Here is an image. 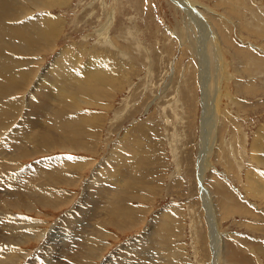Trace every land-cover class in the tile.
I'll list each match as a JSON object with an SVG mask.
<instances>
[{"label": "rangeland", "instance_id": "obj_1", "mask_svg": "<svg viewBox=\"0 0 264 264\" xmlns=\"http://www.w3.org/2000/svg\"><path fill=\"white\" fill-rule=\"evenodd\" d=\"M5 2L9 12L0 26L10 33L22 31L30 19H38L45 31L50 20L59 22L52 44L42 45L39 33L29 41L33 52H3L16 62V76L23 68L30 74L14 85L20 91L0 97V111L10 104L13 120L5 136L24 118L40 74L56 62L85 78L65 92L64 105H78L76 109L63 110L64 120L55 126L39 124L26 132V147L19 143L27 150L19 160L20 171L48 163L43 178L41 171L35 172L24 185L44 188L50 200L43 205L39 194L19 196L22 184H14L16 193L0 186V263L129 264L138 251L136 257L146 264H212L215 259L216 264H236L213 255L214 216L225 243L236 245L252 264H264V252L258 249L264 246V0ZM31 7L35 10L16 16ZM94 71L104 78L99 89L92 87L99 81L89 77ZM6 74L0 68V79ZM20 80L16 78V84ZM53 103L61 110L56 100ZM59 136L64 141L76 136L65 146L77 148L49 145L60 141ZM44 145L49 148H41ZM59 156L64 162L55 169L50 160ZM109 169L117 170L113 189ZM55 176L58 182H53ZM214 176L253 213L231 206L229 200L227 209L211 203L213 208H208L202 185L213 187ZM98 186L110 190L90 193ZM98 198L101 204L86 215ZM157 216H162L166 235L154 232ZM99 227L103 232L95 233ZM88 236L92 243H87ZM148 242L154 253L150 259ZM74 251H85L90 258L80 255L76 262L69 257Z\"/></svg>", "mask_w": 264, "mask_h": 264}, {"label": "bare ground", "instance_id": "obj_2", "mask_svg": "<svg viewBox=\"0 0 264 264\" xmlns=\"http://www.w3.org/2000/svg\"><path fill=\"white\" fill-rule=\"evenodd\" d=\"M183 1V0H182ZM28 2L30 3V4H32L33 2H40V3H38V4H41V3H43V2H45V0H28ZM39 6V8H40V5H38ZM42 6V5H41ZM200 7V6H199ZM21 9V8H20ZM9 9H8V5H7V3L5 2V0H0V23L2 22L1 20H3V18L8 14V11ZM35 10V8H30L29 10H24V11H22V10H18L17 12H16V16L17 17H19V16H23L24 14H26V13H28V12H32V11H34ZM196 11V10H195ZM29 15V14H28ZM16 17V18H17ZM24 17V16H23ZM202 17V16H201ZM53 17H51V19H52ZM21 19V18H20ZM19 19V20H20ZM50 19V18H49ZM55 19V18H54ZM54 19L51 21H49V22H47V30L45 31V30H41V28H42V24H39L40 23V21L38 20V19H30V20H27V21H25L24 22V27L25 28H23L22 29V31H14V32H12V33H10L9 31H7L6 29H5V27H2V26H0V43H3V45H0V54H1V56L0 57H2L3 59H4V63L2 64L1 62H0V68H1V72H3V73H7L4 77H2L1 79H0V97H9V95H11V93L12 92H16L18 89L16 88V86L14 87V85H18V84H20L21 83V81H22V79L24 80V81H26L24 78L26 77V71H24V69L25 68H23V74L21 75V73L20 72H18V76H16V71H14V70H16V62L15 61H13V60H10L9 59V61L6 59V58H8V57H5L6 55H8V53H6V55H4L3 56V52L6 50L7 51V49L9 50H11V52H12V49L14 50V51H20L21 53L22 52H33L34 50H33V46L30 44V38H32L34 35H38L39 33L42 35V37H41V39H42V41H41V44L43 45H49L50 43H49V41L51 42L52 41V38L54 37V35H57L58 36V34H56L57 33V31L59 32V29H58V27L57 26H55V24H57L58 23V25H59V22H57V21H54ZM57 19V18H56ZM52 23H54V24H52ZM51 24V25H50ZM206 25H208V24H206ZM26 28L28 29V30H26ZM61 29V28H60ZM51 31H52V33H51ZM8 32V33H7ZM22 34V35H21ZM33 34V35H32ZM32 35V36H31ZM31 36V37H30ZM48 40V41H47ZM40 42V41H39ZM35 42H33V44H34ZM51 44H52V42H51ZM37 47V46H36ZM39 47H41V46H39ZM45 47V46H44ZM48 48V47H47ZM50 49V48H49ZM47 50V49H46ZM36 52V51H35ZM10 53V52H9ZM37 53H40V52H37ZM17 54V53H16ZM19 54V53H18ZM10 55V54H9ZM24 55H25V53H24ZM34 55H36V53H34ZM42 57V56H41ZM2 58H0L1 60L0 61H2ZM35 59L36 58H34V60L33 61H35ZM39 59H41L40 57H39ZM26 60H28V59H26ZM31 60H32V58H31ZM17 62H18V60H16ZM24 61V60H23ZM77 61V60H76ZM25 62H27V61H25ZM29 62V61H28ZM32 62V61H31ZM31 62H29V63H31ZM36 62H38V60L36 59ZM78 62V61H77ZM23 63V62H22ZM22 63H19L20 65H22ZM35 63V62H34ZM40 63H42V62H40ZM92 63H90L88 66H90V68L92 67V65H91ZM30 67V66H29ZM31 67H33L34 68V66H31ZM30 67V68H31ZM40 67H42V66H40ZM35 69H38V66H35ZM40 69V68H39ZM75 69V68H74ZM89 68H87V70H88ZM22 70V69H21ZM90 70V69H89ZM29 72H33V71H31V70H29ZM35 72H37L36 70H35ZM40 72V71H39ZM28 73V72H27ZM35 74V73H34ZM34 74H32L31 76H34ZM40 74V73H39ZM86 74V73H85ZM28 75H30V74H28ZM27 75V76H28ZM78 75H80V74H78L76 71H74L73 70V67H71V68H67V66L66 65H64L63 63H60V62H56V64H54V66L52 65V67L51 68H49L48 70H46L45 72H44V74L43 75H41L40 74V79L37 81L38 82V85H37V87H36V89H35V91H33V92H31L30 93V95H29V97H28V99H27V101H26V104H25V109H26V111H25V114H24V118L20 121L19 120V122L20 123H18V125L16 126V131H14V132H11V131H9V132H11V134H9V135H4V134H6L7 133V131H8V128L12 125V117L10 116V108H11V105L9 104L7 107H4L1 111H0V186L2 187H4V186H6L7 188H10V189H12L11 191H13V192H15L16 193V190H15V188H14V184H16V186L18 185V184H22V185H20L21 186V188L22 189H19V196H22V195H26V194H29V195H34L35 196V194H39L38 195V197L40 198V201H41V203L43 204V205H46L48 202H49V200H50V196L46 193V190H44V188L43 189H36L35 188V186H25L24 185V183H28L29 181H28V179H31L33 176H35V172H40L41 171V173H42V178L45 176V171L44 170H46L45 169V166L44 165H47L48 163H46V164H43V165H35V166H33V167H31V165H30V167H26V169H24V170H22V171H20V169H19V167H20V165H19V163H20V159L21 158H23V156H24V154H26V149H22L19 145V143H24V145H25V147L27 146V144L29 143V142H27V141H25L23 138L25 137L24 136V134L26 133V132H28V131H30V130H34V129H37L36 127H38V125L40 124V127H42V128H46V127H50V126H52V125H54L55 126V124L54 123H56L57 121H59V120H64L63 119V114H62V112H63V110H65V111H68L71 107L73 108V109H76L77 107H78V105H68V106H66V105H64V101H65V92H66V90L70 87V86H72V85H75V84H77V83H79L81 80H83L84 78H80ZM31 76H29V77H31ZM80 76H82V75H80ZM29 77H27V78H29ZM37 77V76H36ZM35 77V78H36ZM89 77L90 78H96L98 81H99V83L97 84V85H95V86H93L92 85V87L94 88V89H99L100 88V84L104 81V78H102L100 75H98V74H95V71L93 72V73H91L90 75H89ZM16 78H18V79H21L17 84H16ZM30 79H32L33 80V78H30ZM29 79V80H30ZM37 79H38V77H37ZM95 79V80H96ZM28 80V79H27ZM28 80V81H29ZM31 80V81H32ZM28 83V82H27ZM26 83V84H27ZM30 83V82H29ZM105 83V82H104ZM31 84H32V82H31ZM30 84V85H31ZM25 87L27 86V85H25V83L23 84ZM22 85V86H23ZM21 86V87H22ZM23 86V87H24ZM88 86H90L89 84H87V86L85 85V86H79V88H78V92H84L85 91V88H83V87H88ZM19 87H20V85H19ZM22 87V88H23ZM19 89H21V88H19ZM23 90H25V88L24 89H22V91ZM26 90H27V88H26ZM18 91H20V90H18ZM17 91V92H18ZM25 92H27V91H25ZM28 95V94H27ZM9 100V99H8ZM55 100H56V102L58 103V105H59V107L61 108V110H56V107H57V105H54V103L52 104V102L54 101L55 102ZM63 102V103H62ZM12 103H14V102H12ZM23 104V103H22ZM86 105H90L89 103H87ZM16 107V106H15ZM69 108V109H68ZM17 109V108H16ZM72 109V110H73ZM15 111V110H14ZM13 111V112H14ZM18 111V110H17ZM8 112V113H7ZM34 113L35 114H37V115H34ZM12 114V113H11ZM34 116H33V115ZM9 116V117H8ZM18 116V115H17ZM8 117V119H9V121H4V118H7ZM19 117V116H18ZM84 117H86V116H84ZM84 117H81L80 119H83ZM7 120V119H6ZM79 119H77V121H78ZM80 121H78V123H79ZM94 122V121H93ZM98 122V121H97ZM15 123V122H14ZM81 123V122H80ZM66 127H67V119H65V121H64V125H63V131H65V129H66ZM15 128V127H14ZM13 128V129H14ZM13 129H9V130H13ZM45 130V129H44ZM35 132V131H34ZM29 134H30V132H28ZM63 134V133H62ZM80 134V133H79ZM83 134V133H82ZM72 136V135H71ZM76 136H78L79 137V135L78 134H76ZM76 136H74V137H68V141H64V137H61V136H59V138H60V141L58 140V142H52V143H49V145H51V146H55V145H60V147L61 148H64V147H66L65 146V144L66 143H68V142H72V140H74L75 138H76ZM30 137V136H29ZM77 137V138H78ZM25 139H27V138H25ZM20 141V142H19ZM77 141V140H76ZM262 144H259V146H261ZM22 146V145H21ZM29 146H30V144H29ZM258 146V145H257ZM45 147H48V146H42L41 148H45ZM39 148V147H38ZM49 148V147H48ZM67 149H71V151H72V149H75V148H77L76 146H74V147H66ZM13 149V150H12ZM37 149V148H36ZM9 150H12L11 152L9 151ZM17 150H19L20 152H18ZM69 151V150H68ZM204 151V150H203ZM10 152V154H8ZM208 152V151H207ZM35 154V153H34ZM125 154V153H124ZM204 160H206V156H205V151H204ZM202 155V154H201ZM27 157V156H26ZM64 157V156H63ZM62 156L60 157H58V158H56V159H53V160H50L51 161V164L52 165H56V168L55 169H59V168H61L62 167V163L64 162L63 160H64V158H63ZM10 158H12V159H10ZM71 160V159H70ZM50 161H47V162H50ZM202 161H203V158L201 159V161H200V167H201V170L199 171V182L200 183H202V176H203V172H204V168H203V163H202ZM68 162V161H67ZM75 162V161H74ZM139 162V161H138ZM115 163V162H114ZM202 163V164H201ZM261 163L262 164H264V161H261ZM122 164V163H121ZM22 165H24V164H22ZM33 165V164H32ZM116 165V164H115ZM123 165V164H122ZM121 165V166H122ZM80 166V165H79ZM25 167V166H24ZM123 167V166H122ZM127 167V166H126ZM51 168H53V166H51ZM69 168V167H68ZM73 168H74V166H73ZM77 168V167H76ZM23 169V168H22ZM54 169V170H55ZM66 171V170H65ZM75 172V171H74ZM109 173H110V176L109 177H111L112 179H114L115 177H117L116 175V173H117V170L116 171H113L112 169H109ZM217 173V172H216ZM216 173H213V174H216ZM37 174V173H36ZM56 174H59V175H61V173L60 172H56L55 173V175ZM96 175H98V174H96ZM29 177V178H28ZM57 177H59V176H55L54 178H56V180L57 181H53V182H58L59 181V178H57ZM63 177V176H62ZM204 177V176H203ZM39 178V177H38ZM64 178V177H63ZM107 178H108V176H107ZM214 178H215V183H214V186L213 187H209L208 188V186L207 187H205V186H203L202 185V191H203V193H202V195H203V198H204V201L205 202H208V204H209V206H207L208 208L211 206L210 205V203L212 204V206L214 207V205H215V207H218V209H220V208H223L222 206H225L226 208H224V209H227V204H226V200H229V202H230V205L231 204H233V205H236V206H238L239 208V210L240 209H243L244 211L243 212H245V211H247V212H249V213H253L251 210H250V207H249V205H247L245 202L243 203L241 200H239L238 198H236L235 197V194L233 193V191L227 186V185H225L224 184V181H220L219 180V178L216 176H214ZM213 178V179H214ZM32 180V179H31ZM35 180V179H34ZM37 180V179H36ZM104 180V179H103ZM218 180V181H217ZM261 180V179H260ZM263 180V179H262ZM28 181V182H27ZM39 181V180H38ZM40 181H41V179H40ZM102 181V180H101ZM107 181V180H106ZM64 182H66L65 180H64ZM115 182H117L115 179H114V181H113V186L111 185V188L113 189V187H115L116 186V183ZM259 182V181H258ZM33 184V183H32ZM92 184V183H91ZM31 185V184H30ZM105 185V184H104ZM261 185V184H260ZM262 185H264V183L262 184ZM261 185V186H262ZM19 186V185H18ZM260 186V187H261ZM101 186H98V187H96L97 188V190H91L90 191V193H92V194H100V192H102V194H104V193H108V191L110 190H106V188H104V189H100L99 190V188H100ZM108 187H110V184H108ZM20 188V187H19ZM94 188V187H93ZM264 188V187H263ZM6 189V188H5ZM89 190V189H88ZM4 191V190H3ZM214 195V200H212V196ZM218 195L220 196V197H218ZM66 197V196H65ZM98 197V196H97ZM96 197V198H97ZM13 198V197H12ZM29 198V197H28ZM95 198V197H94ZM218 198H220V199H218ZM7 199H9V198H7ZM26 199V198H25ZM57 199V198H56ZM103 199V198H102ZM237 200H239V202L237 201ZM57 201V200H56ZM26 202V201H25ZM92 202V201H91ZM217 202V203H216ZM1 203V202H0ZM52 203V202H51ZM59 203V202H58ZM57 203V204H58ZM216 203V204H215ZM17 204V203H16ZM30 204V203H29ZM31 204H33V203H31ZM55 204V203H54ZM57 204H55V205H57ZM60 204V203H59ZM101 204V200H100V198H98V199H96V200H94L93 201V204H92V206H91V208H87L86 209V211H85V213H86V215L88 214V215H91L92 214V212L95 210H92L91 212H90V210L91 209H93V207H95V206H99ZM34 205V204H33ZM32 205V206H33ZM216 205H218V206H216ZM211 206V208H213ZM232 206V205H231ZM252 206V205H251ZM15 207V206H14ZM27 207L29 208V206L27 205ZM235 206H233V208H234ZM252 207H255V206H252ZM229 208V207H228ZM21 209V208H20ZM236 209H237V207H236ZM215 210V209H214ZM223 210V209H222ZM218 211V210H217ZM1 212H2V210H1ZM239 212V211H238ZM259 212V211H258ZM6 213H4V215H5ZM162 216H164V213L162 212ZM217 214V213H216ZM162 216H161V218H162ZM2 217V216H1ZM211 217V216H210ZM160 218V216H157L156 217V219L154 220V222H153V225H154V230H156V231H154L155 232V234L157 235V237L160 235V233L161 234H164V235H166V233H165V230H162L161 229V227H163V224L161 223V219ZM11 219V218H10ZM13 219V218H12ZM19 219H21L20 218V216H19ZM23 219V218H22ZM209 219V218H208ZM18 220V219H17ZM160 220V221H159ZM210 220H211V225H212V229H214L213 230V232H214V235H213V238H212V241H213V243H214V245L212 246V252H213V255L215 256V258H225V259H227V260H229V261H231L232 263L234 262V263H236V264H239V262H243V263H246V264H252L251 262V257L249 258V257H247L246 255L244 256L239 250H238V248L237 247H235L236 245H233V243H230V241H227L226 243H225V241L227 240L226 238L225 239H223V237H222V235L221 234H219L218 232H216V231H218L217 230V228H216V226H217V224H216V220H215V217L213 216V218H210ZM8 221V220H7ZM21 221V220H20ZM117 221H119V220H116L115 222H117ZM9 222V221H8ZM11 222V221H10ZM167 222V221H166ZM217 222H218V219H217ZM18 223H19V221H18ZM103 223L104 222H102V224H101V227H103ZM110 223V222H109ZM164 223V222H163ZM10 224V223H9ZM13 224V223H12ZM21 225V224H20ZM26 225V224H25ZM11 226V225H10ZM13 226V225H12ZM16 226V225H15ZM166 225H164V227H165ZM13 229V228H12ZM18 229V228H17ZM16 229V230H17ZM19 229H20V227H19ZM21 229H22V227H21ZM104 230V229H103ZM153 230V229H152ZM151 230V231H152ZM2 231V230H1ZM4 231V230H3ZM18 231H20V230H18ZM60 231V230H59ZM102 230H101V228L99 227V228H97L96 229V231H95V233H97V232H101ZM168 231V230H167ZM11 232V231H10ZM13 232V231H12ZM23 232V231H22ZM103 232V231H102ZM4 233H5V231H4ZM28 233V232H27ZM32 233V232H31ZM2 234V233H1ZM7 234V233H6ZM15 234V233H14ZM149 234V233H148ZM8 235H10V234H8ZM15 235H18V233L17 234H15ZM42 235V234H41ZM74 235H75V233H74ZM153 235V234H152ZM1 236V235H0ZM7 236V235H6ZM13 236V235H12ZM8 237V236H7ZM23 237V236H22ZM153 237V236H152ZM155 237V236H154ZM2 238V237H1ZM16 239H17V237H15ZM91 239H92V237L91 236H88V238H86V241H87V243H92L91 242ZM160 239V238H159ZM1 240V239H0ZM19 240V239H18ZM65 240V239H64ZM62 241V243H65V241ZM2 241V240H1ZM85 241V242H86ZM95 241V240H94ZM144 241V240H143ZM156 241V240H155ZM158 241H161L162 242V240L160 239V240H158ZM22 243V242H21ZM24 243V242H23ZM149 243L150 242H148V243H146V245H149ZM255 243V242H254ZM18 244H20L19 242H18ZM10 245V244H9ZM8 245V246H9ZM11 245H13V244H11ZM142 245V244H141ZM145 245V244H144ZM145 245V246H146ZM212 245V244H211ZM252 245V244H251ZM250 245V246H251ZM1 246H3L2 244H1ZM61 246V245H60ZM144 246V247H145ZM3 247H5V246H3ZM142 247V246H141ZM253 247V246H252ZM1 248V247H0ZM130 248V247H129ZM136 248V247H135ZM152 248H153V245H151V243H150V245L149 246H147V248H146V251H148L149 252V254L147 255V257L150 259L151 257H150V249L152 250ZM6 249V248H5ZM95 249V248H94ZM143 249V248H142ZM145 249V248H144ZM144 249H143V252H146V251H144ZM223 249V250H222ZM258 249H259V251L261 250V251H263L264 252V246L262 245V246H259L258 247ZM1 250H2V248H1ZM8 250H10V249H8ZM78 250V249H77ZM89 250V249H88ZM120 250V249H119ZM252 250V249H251ZM81 251H82V249H81ZM225 251V252H224ZM8 252V251H7ZM86 252H87V250H86ZM136 252H138V251H136ZM135 252V253H136ZM142 252V251H141ZM6 253V252H5ZM4 253V254H5ZM8 253H10V252H8ZM7 253V254H8ZM12 253V252H11ZM88 253V252H87ZM87 253H85V251H83V252H75L74 251V253H72L71 255L69 254V257L72 259V258H78V257H80L81 258V256L80 255H82V256H87ZM135 253H132L131 254V258H132V260H131V262H129V264H133V262H135V263H138V261L140 262V263H142V264H146V261H144L142 258L140 259V258H137L136 256V254ZM159 253H160V251H159ZM3 254V255H4ZM14 254V253H13ZM18 254V253H17ZM16 254V255H17ZM128 254V253H127ZM217 254V255H216ZM2 255V254H1ZM9 255V254H8ZM72 255H74V257L72 256ZM90 255V254H89ZM88 255V256H89ZM92 255V254H91ZM140 255V254H139ZM142 255V254H141ZM144 255V254H143ZM151 255H153L154 256V253L153 252H151ZM157 255H159L158 253H157ZM5 257H6V255H4ZM4 256H3V258H4ZM25 256V255H24ZM87 256V258H90V257H88ZM144 256H146V255H144ZM56 257V256H55ZM9 258V257H8ZM7 258V259H8ZM14 258V257H13ZM19 258H21V257H19ZM148 258H145V259H148ZM159 258V257H158ZM163 258V257H162ZM12 259V258H11ZM21 259H23V258H21ZM76 259H74V260H76ZM83 259H85V258H83ZM82 259V260H83ZM253 259V258H252ZM5 260H6V258H5ZM17 260H19V259H17ZM81 260V261H82ZM120 260V259H119ZM6 261H8V260H6ZM5 261V262H6ZM10 261H12V260H10ZM14 261H16V260H13L12 261V263L14 262ZM53 261V260H52ZM84 261V260H83ZM129 261V260H128ZM72 262V261H71ZM76 262H78V259H77V261ZM80 262V261H79ZM113 262V261H112ZM217 262H218V260H217ZM9 263V262H8ZM16 263V262H15ZM18 263V262H17ZM47 263V262H46ZM45 263V264H46ZM115 263V262H114ZM117 263V262H116ZM115 263V264H116ZM1 264V263H0ZM4 264V263H3ZM78 264V263H77ZM80 264H82L81 262H80ZM123 264H127V262L125 261ZM212 264H216V259L215 260H213V262H212Z\"/></svg>", "mask_w": 264, "mask_h": 264}]
</instances>
